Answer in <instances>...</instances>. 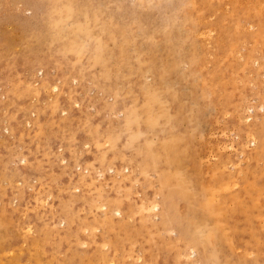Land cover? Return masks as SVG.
<instances>
[{
  "label": "rangeland",
  "instance_id": "374dc122",
  "mask_svg": "<svg viewBox=\"0 0 264 264\" xmlns=\"http://www.w3.org/2000/svg\"><path fill=\"white\" fill-rule=\"evenodd\" d=\"M0 264H264V0H0Z\"/></svg>",
  "mask_w": 264,
  "mask_h": 264
},
{
  "label": "bare ground",
  "instance_id": "6f19581e",
  "mask_svg": "<svg viewBox=\"0 0 264 264\" xmlns=\"http://www.w3.org/2000/svg\"><path fill=\"white\" fill-rule=\"evenodd\" d=\"M249 137V136H248ZM245 141V140H244ZM252 142L254 143L255 142V140H252ZM192 254V253H191Z\"/></svg>",
  "mask_w": 264,
  "mask_h": 264
}]
</instances>
